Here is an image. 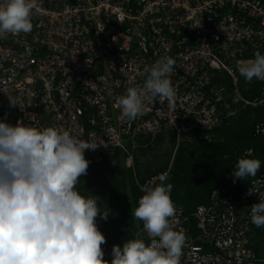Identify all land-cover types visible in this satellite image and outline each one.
Returning a JSON list of instances; mask_svg holds the SVG:
<instances>
[{
  "label": "built area",
  "instance_id": "1",
  "mask_svg": "<svg viewBox=\"0 0 264 264\" xmlns=\"http://www.w3.org/2000/svg\"><path fill=\"white\" fill-rule=\"evenodd\" d=\"M32 23L29 33L0 39L2 120L57 126L102 144L85 150L89 165L116 154L131 159L140 136L193 133L209 140L206 132L232 114L223 115L228 98L264 108V88L258 98H243L248 81L237 67L257 51L264 54V0H40ZM165 55L176 61L170 76L175 100L149 99L141 115L123 117L117 98L130 86H143L145 69ZM226 75L228 85L221 83ZM252 135L264 140V119ZM161 174L168 178L170 172L146 178L139 189L158 184ZM231 179L227 175L209 203L191 213L176 205L170 223L186 235L181 264L264 262L250 242L258 228L250 207L264 193V175L238 196L227 191ZM135 238L150 242L144 227ZM104 253L109 260L112 252Z\"/></svg>",
  "mask_w": 264,
  "mask_h": 264
},
{
  "label": "clouds",
  "instance_id": "2",
  "mask_svg": "<svg viewBox=\"0 0 264 264\" xmlns=\"http://www.w3.org/2000/svg\"><path fill=\"white\" fill-rule=\"evenodd\" d=\"M39 8L40 0H0V39L29 33ZM175 64L173 57L165 55L146 68L143 86H130L117 98L122 116L136 118L145 111L146 101L156 97L173 102L177 92L170 76ZM237 67L248 81V89L241 87L240 92L251 101L244 93L253 79L264 81V54L257 51L254 58ZM227 77L221 79L222 84H228ZM262 88L264 85L260 93ZM9 102L17 106L15 98L9 97ZM239 103L242 108L250 106ZM209 132L211 140L214 135ZM100 145L61 127L0 120V264H181L186 235L170 223L176 205L171 199L173 185L165 183L167 174L158 177V184L153 180L141 187L143 195L132 213L143 222L150 242L129 239L123 247L113 246L110 262L104 259L101 245L106 237L97 217L106 220L109 213L101 211L97 196H85L77 188L90 163L85 150ZM170 166L165 170L170 172ZM260 168L261 160L252 158L248 150L238 159L232 175L243 180L255 177ZM254 192L249 189L248 194ZM258 196L260 202L250 207L251 222L262 227L264 193Z\"/></svg>",
  "mask_w": 264,
  "mask_h": 264
},
{
  "label": "trees",
  "instance_id": "3",
  "mask_svg": "<svg viewBox=\"0 0 264 264\" xmlns=\"http://www.w3.org/2000/svg\"><path fill=\"white\" fill-rule=\"evenodd\" d=\"M263 85L264 81L253 79L249 91L245 92L244 96L253 100L259 95ZM222 111L225 115L232 114L224 120L222 125L209 132L214 135L211 140L198 139L193 133L188 134L189 138L181 141L175 148L173 159L169 163L171 164L170 175L165 183L173 185L171 199L175 205L182 204L189 213L197 206L209 203L212 191L221 186L227 175H232L238 159L245 156L248 150H251L252 158L261 160V168L255 177H247L243 180L233 177L227 185L228 193L238 196L252 179L264 175V140L254 138L252 135L256 122L264 119V108L251 106L242 108V104H233L228 98L224 100ZM1 116L0 120H2ZM169 137L171 141L176 140V136L172 133ZM164 139V134H158L155 137L140 136L132 153L135 151L137 156H145L152 149V145L157 146ZM85 158L87 159V156ZM118 160L120 155L116 154L105 158L99 164L89 165L88 180H84L85 175H83L77 186L82 194L90 196L88 186L104 181L105 176L102 171L107 168L106 175L112 186L108 187L106 196L98 202V206L101 211L108 212L109 216L106 220L98 216L97 223L106 237V243L102 249L108 254L112 252L114 245L123 247L124 242L134 239V233L143 227V222L137 220L132 214L138 205L139 198L143 195L137 186V181L142 183L147 177L163 172L169 167L166 161L162 167L154 170L140 169L136 157V164L127 170L128 183H126L127 180L119 166L110 167ZM121 225L127 227L126 231L120 230ZM262 230V227H258L254 233L258 231L263 234ZM111 259L112 256L107 261L110 262Z\"/></svg>",
  "mask_w": 264,
  "mask_h": 264
},
{
  "label": "rangeland",
  "instance_id": "4",
  "mask_svg": "<svg viewBox=\"0 0 264 264\" xmlns=\"http://www.w3.org/2000/svg\"><path fill=\"white\" fill-rule=\"evenodd\" d=\"M183 141L182 138H179L176 140L170 139V137L165 136V139L159 144V145H152V149L149 150L145 156H137V153L134 151L132 158L131 159H126L124 157H121L120 160L113 162V164L110 165V167H113L115 165H118L121 171L123 172V176L126 178L128 181V168H133V166L136 164V157L138 160V165L140 169H155L157 167H162L166 161H168V164L171 163L174 153H175V148L178 146V144ZM171 164H169L170 166ZM107 168L104 169V171ZM138 169V168H137ZM103 172V175L105 176V182H97V183H92L90 184L89 187V194L90 196L94 195L97 196V202H100L106 195V191L109 189L110 181L109 178L106 175V171ZM108 178V179H107ZM88 180L87 175H85V179ZM78 186V185H77Z\"/></svg>",
  "mask_w": 264,
  "mask_h": 264
},
{
  "label": "crops",
  "instance_id": "5",
  "mask_svg": "<svg viewBox=\"0 0 264 264\" xmlns=\"http://www.w3.org/2000/svg\"><path fill=\"white\" fill-rule=\"evenodd\" d=\"M126 183H128V181ZM262 231H263V234H262V232L256 231L252 235L250 242H252L251 245H252V247H253V249H254V251L256 253V256L259 259L264 260V229ZM258 264H264V262H260Z\"/></svg>",
  "mask_w": 264,
  "mask_h": 264
}]
</instances>
